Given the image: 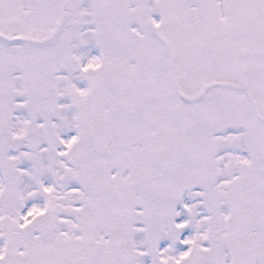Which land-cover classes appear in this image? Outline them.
Returning <instances> with one entry per match:
<instances>
[{
  "label": "snow or ice",
  "instance_id": "1",
  "mask_svg": "<svg viewBox=\"0 0 264 264\" xmlns=\"http://www.w3.org/2000/svg\"><path fill=\"white\" fill-rule=\"evenodd\" d=\"M0 264H264V0H0Z\"/></svg>",
  "mask_w": 264,
  "mask_h": 264
}]
</instances>
